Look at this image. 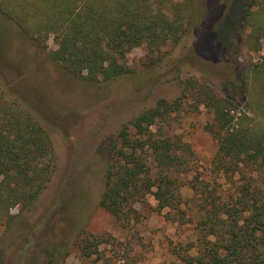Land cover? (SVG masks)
Wrapping results in <instances>:
<instances>
[{
    "label": "trees",
    "instance_id": "trees-1",
    "mask_svg": "<svg viewBox=\"0 0 264 264\" xmlns=\"http://www.w3.org/2000/svg\"><path fill=\"white\" fill-rule=\"evenodd\" d=\"M192 6V0H0V18L38 49L46 50L53 36L54 60L90 85L105 87L133 73L127 60L133 48L147 45L154 54L177 45L192 27ZM245 9L247 23L256 19V11L261 15L251 34L257 33L261 42L264 3L256 11ZM245 83L249 100L256 96L255 118L243 113L236 119L231 106L237 105L231 99L195 84L217 127L211 173L232 178L239 173L234 191L200 179L199 172L194 175L196 152L169 130L186 93L123 123L111 146L100 205L125 224L138 216L136 204L150 194L158 210L169 209L171 218L185 219L189 210L196 214L197 240L176 247L183 264H264V119L258 118L264 117V57L251 75L245 73ZM54 158L49 126L0 85V225L5 229L0 264L4 243L20 215L13 209L34 207L51 179ZM186 186L194 191L191 204L182 193ZM86 232L79 241L83 258L97 255L99 260L105 240Z\"/></svg>",
    "mask_w": 264,
    "mask_h": 264
},
{
    "label": "rangeland",
    "instance_id": "rangeland-1",
    "mask_svg": "<svg viewBox=\"0 0 264 264\" xmlns=\"http://www.w3.org/2000/svg\"><path fill=\"white\" fill-rule=\"evenodd\" d=\"M256 1L192 0V27L182 40L154 54L147 45L133 48L127 57L133 73L105 87L90 85L54 60L53 36L46 50L38 49L0 18V85L39 113L55 149L51 179L34 207L12 211L20 215L4 243L1 264H183L176 247L197 240L196 214L189 210L185 219L171 218L169 209L158 210L150 194L136 204L138 216L125 224L100 205L111 146L123 123L186 93L169 130L196 152L194 175L199 172L200 179L234 191L239 173L233 178L211 173L217 127L197 90L204 84L218 97L231 99L236 119L243 113L255 118L256 96L247 97L245 73L251 75L264 57V38L259 42L257 33L251 37L261 16L256 10L264 3ZM246 7L257 13L253 22L244 17ZM188 79L197 81L189 86ZM182 193L193 203L190 187ZM83 231L104 238L99 260L97 255L83 258ZM4 232L0 225V239Z\"/></svg>",
    "mask_w": 264,
    "mask_h": 264
}]
</instances>
